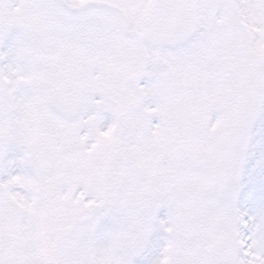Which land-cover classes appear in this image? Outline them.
Returning a JSON list of instances; mask_svg holds the SVG:
<instances>
[{"label": "snow or ice", "instance_id": "snow-or-ice-1", "mask_svg": "<svg viewBox=\"0 0 264 264\" xmlns=\"http://www.w3.org/2000/svg\"><path fill=\"white\" fill-rule=\"evenodd\" d=\"M0 264H264V0H0Z\"/></svg>", "mask_w": 264, "mask_h": 264}]
</instances>
